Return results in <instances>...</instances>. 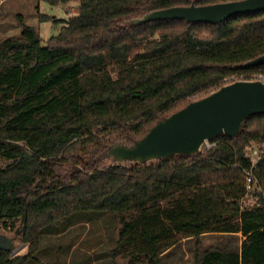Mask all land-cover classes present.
<instances>
[{
  "label": "trees",
  "instance_id": "obj_1",
  "mask_svg": "<svg viewBox=\"0 0 264 264\" xmlns=\"http://www.w3.org/2000/svg\"><path fill=\"white\" fill-rule=\"evenodd\" d=\"M40 1L76 8L45 46L22 16L19 36L0 38V227L19 221L27 244L12 257L0 248V264H40L42 230L88 212L117 218L111 255L125 264H162L184 238L194 241L191 264H264V152L245 194L246 148L264 143V113L193 155L144 164L105 156L228 79L264 75V63L238 67L264 54V10L218 24L135 25L154 10L237 0ZM249 194L254 203L243 205ZM208 233L243 239L237 249L204 248Z\"/></svg>",
  "mask_w": 264,
  "mask_h": 264
},
{
  "label": "water",
  "instance_id": "obj_2",
  "mask_svg": "<svg viewBox=\"0 0 264 264\" xmlns=\"http://www.w3.org/2000/svg\"><path fill=\"white\" fill-rule=\"evenodd\" d=\"M260 10H264V0H237L208 5L192 3L151 11L133 23L184 20L188 23L218 24L231 16ZM262 63L264 54L238 67L247 68ZM260 113H264V82L234 81L159 120L132 145L117 143L110 146L105 156L117 163L144 164L175 154L193 155L215 136H235L248 117ZM11 247L12 239L0 235V248L10 250Z\"/></svg>",
  "mask_w": 264,
  "mask_h": 264
},
{
  "label": "rangeland",
  "instance_id": "obj_3",
  "mask_svg": "<svg viewBox=\"0 0 264 264\" xmlns=\"http://www.w3.org/2000/svg\"><path fill=\"white\" fill-rule=\"evenodd\" d=\"M75 8L76 3L50 5L40 0H0V38L19 36V16H22L27 26L38 31L41 44L45 46L51 36L57 35L63 21L73 14ZM39 13L48 19L41 21ZM212 144L210 140L206 141L201 150ZM5 164L6 162L0 159V166ZM254 201V197L250 195L244 198L242 204L250 206ZM112 215L98 212L75 213L44 228L40 235L37 255L39 263L125 264L119 255H111L118 233V221ZM20 228L19 221L6 229L0 227V235L12 239L11 257L25 254L27 251V244L19 239ZM240 240L239 235L232 234L208 233L201 237L204 248L224 246L227 249H237ZM193 247L192 238L181 239L161 256L162 264H191Z\"/></svg>",
  "mask_w": 264,
  "mask_h": 264
},
{
  "label": "built area",
  "instance_id": "obj_4",
  "mask_svg": "<svg viewBox=\"0 0 264 264\" xmlns=\"http://www.w3.org/2000/svg\"><path fill=\"white\" fill-rule=\"evenodd\" d=\"M238 80H250V81L259 80L261 82H264V75L263 74H254V75H251L247 78H244L241 76L239 78H230L227 81L229 83H232V82L238 81ZM213 145H214V143L211 146H213ZM211 146H208V147H211ZM263 152H264V143L257 144L255 142H251L248 145V147L246 148L245 154L247 156V159L250 162V169L245 171V194H248L251 191V189L253 188L255 180H254V175H253L252 170L257 166L259 155L262 154Z\"/></svg>",
  "mask_w": 264,
  "mask_h": 264
},
{
  "label": "crops",
  "instance_id": "obj_5",
  "mask_svg": "<svg viewBox=\"0 0 264 264\" xmlns=\"http://www.w3.org/2000/svg\"><path fill=\"white\" fill-rule=\"evenodd\" d=\"M232 235H239L240 237H241V240L240 241H242V239H243V237H242V235L240 234V233H237V234H232ZM240 246V245H239ZM238 246V247H239Z\"/></svg>",
  "mask_w": 264,
  "mask_h": 264
}]
</instances>
